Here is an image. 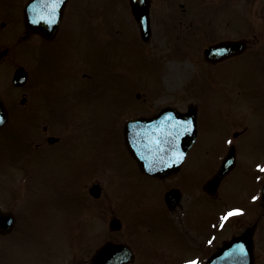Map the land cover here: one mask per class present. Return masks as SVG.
I'll return each instance as SVG.
<instances>
[{"label": "rangeland", "instance_id": "374dc122", "mask_svg": "<svg viewBox=\"0 0 264 264\" xmlns=\"http://www.w3.org/2000/svg\"><path fill=\"white\" fill-rule=\"evenodd\" d=\"M26 1L12 0V9L7 12V2L11 3L0 0V22L5 21V25L0 27V48L9 50L0 61V98L9 111L4 134L7 135V173L13 175H7V183L13 181L19 167L28 168L25 173L36 188L33 197L22 198V194L32 185L27 181L20 182L18 177L15 180L18 186L11 190L18 192V200L23 199L27 204L32 200L37 206L38 209L31 212L36 216V221L30 223L29 215L24 224L21 222L29 234L31 231L37 233L34 239L22 243L20 234L0 235V264L32 263L29 257L37 251L35 248H39L41 253L52 246V238L48 234L57 236L52 243V252L56 249L61 257L62 249L69 247L74 248L75 257H79L78 251L83 246L93 249L108 237L124 240L121 237H126L125 234L132 230L135 222L142 226L139 230H147L148 218L156 214L154 205L173 215L163 201L159 203L162 191L158 186L151 180L139 177L132 168L122 143L124 118L126 120L143 112L141 116H145V112H156L165 104L185 111L192 103L199 110L197 127L202 135L191 150L186 168L170 181L157 182L160 186L173 184L180 187V207L187 210V221L195 218L187 207L190 206L196 213L198 194L202 192L193 191L198 185L189 189L185 183L179 185L177 181L185 178L186 173L193 177L210 174V167L214 163L208 159L220 149L219 143L226 132H235L240 136L243 128H246L245 135L242 134L244 138H239L242 155L239 153L237 156V165L241 163V170L247 168V164L264 161V108L254 106V102L259 101L257 95L249 99L252 91L249 79L258 70H264L261 69L264 65V48L258 47L257 51L256 47H251L246 52L244 56L256 55V61L252 64L244 63L245 59L242 60L241 56L218 67L221 63L208 65L202 57L204 45H201L205 41L227 39L228 31L237 32L246 26V17L233 10L229 3L197 0L198 4L192 0H179L187 4L185 11L172 6L176 16L181 17V12L187 13L189 5L196 4L206 6L209 14H204L198 26L192 27L194 29H187L190 23L182 21L181 17L182 26L176 30L173 21H169L167 28L163 29L166 19L172 18L167 17L170 7L165 4L166 0H151V37L143 43L139 39L136 22L128 14L126 0H81L79 4L75 0L72 7L82 6L79 15L72 14L71 10L65 13L61 34L53 42L41 43L36 36L27 41L20 40L24 28L18 10ZM81 14L84 19L80 17ZM84 20L87 24L81 27ZM18 67L28 72V80L22 88L17 89L11 85V78ZM23 92L26 93L27 102L21 106L19 100ZM137 93L140 94L139 98H136ZM42 125L48 126L46 136L52 135L64 141L56 146L63 149L53 147V150H40L41 146L36 144V140L42 137ZM33 127H36L35 133L30 129ZM2 141L4 137L0 135V149ZM196 155H199L197 159ZM11 156H16L14 165L9 163ZM80 164L84 168L81 174L82 166L78 168ZM119 169L133 177L142 189L122 185L123 176ZM86 172L89 176L93 172L87 186L98 184L101 196L98 200L91 199L83 187V208L78 207L71 178L75 177L76 181L81 182ZM34 179H38L39 183L33 182ZM244 181L253 187L252 173L246 172L243 179L237 174L229 189L219 190L218 210L224 204L241 200L239 191L241 194L245 189H239V185ZM146 188L157 190L145 193L143 189ZM0 195L3 208H7L10 197L7 195L5 200L6 194L1 190ZM204 203L203 211L199 212V209L197 212L199 218L202 216L198 219L201 222L212 213L210 206L216 204L206 200ZM137 208L140 212L134 213ZM72 210H75V218L80 217V226L75 218L69 217ZM257 212L256 207L251 209L247 221L252 220ZM122 214H127V217ZM113 217L125 221L122 224L123 234L109 231L108 223ZM140 217L145 219L138 222ZM243 223L244 218L238 220L234 228L229 224L223 234L229 236L233 229H240ZM80 230L87 231L81 239ZM69 231H74L71 238L63 242ZM16 232H19V224ZM163 235L168 238L165 239ZM154 237L159 239L147 242L148 246H165L168 252L174 254L185 250L169 224L156 227L147 240ZM262 251L263 247L260 246L256 253L261 256ZM9 254L12 258H8ZM56 258L53 256V259Z\"/></svg>", "mask_w": 264, "mask_h": 264}, {"label": "flooded vegetation", "instance_id": "af4514ba", "mask_svg": "<svg viewBox=\"0 0 264 264\" xmlns=\"http://www.w3.org/2000/svg\"><path fill=\"white\" fill-rule=\"evenodd\" d=\"M81 1V0H79ZM226 1L229 3L233 10L237 12H241L247 19V24L245 27H243V30L241 33H238V37L234 38L236 36V33L233 32V36L227 38V39H233V40H239L244 39L246 40V46L247 51L251 47H256L255 50H259L258 47L264 48V0H221V2ZM10 3H12V0H9ZM179 0H175L172 2V0H166L165 4L167 7H170V10L168 11L167 15L172 16L174 18L173 21V27L175 29H179V27L182 26V21H188L193 26L194 22H199L202 20V16L204 14H209L207 11L208 8L205 7H189V9L186 12H181V17L176 16L174 12L172 11V6H176L177 8H181L183 11L184 4H180ZM150 4V12L153 7V1L149 0ZM180 4V5H179ZM82 6H73L70 7L69 10L80 12ZM186 8V7H185ZM66 9V8H65ZM64 9V11H65ZM4 14H7L6 12H3ZM181 19V20H180ZM178 24H177V23ZM177 25V26H176ZM179 25V26H178ZM190 27L189 25L187 28ZM217 39V40H216ZM215 40V41H214ZM226 41V39H218L213 38L211 41H207L210 43L207 44H214L218 42ZM40 42L43 43V40L40 39ZM256 55H251L249 58H254ZM249 86L252 87L251 93H249V97L251 99L252 95H257L259 98V101L254 102L256 105L263 104L264 100V73L252 77L249 79ZM255 88V89H253ZM171 106V105H168ZM240 138H244L243 136H240ZM206 140V139H205ZM231 141V143H228ZM244 141V140H243ZM245 143V142H244ZM200 144V142H199ZM198 144V146H199ZM240 142L236 140L235 136L224 134V138L222 139L221 143H219L220 149L214 153L211 157H209L208 160H213V166L210 167V174H201L197 177H193L191 174H187L185 178L178 179L177 183L179 185H182L184 183H187L189 186V189L193 185H198V188L200 187L202 189L203 185L206 181H208L213 174L218 170L221 160H223L222 156L225 154L226 150L229 149L231 146L238 147L240 149ZM4 146V145H3ZM217 147V144H216ZM215 147V150H216ZM226 149V150H225ZM225 150V152H224ZM224 152V153H223ZM207 154L208 152L205 151ZM127 154V153H126ZM222 154V155H221ZM220 158V164L218 163L219 156ZM128 156V154H127ZM199 155H196L195 159L198 158ZM132 168L134 171L138 174V169L134 162L131 160V158L128 156ZM7 152H1L0 151V190L2 193L6 194L5 200H7V195L10 197V200L8 202L7 213H10L13 216L14 219V226L11 232L8 235H12L13 233H17L21 235V238L23 240L32 238L31 234L27 230L23 229V225H21V222L24 224L29 215H30V221L34 218V215L31 213L32 211L38 209L37 206L32 202L29 201L27 204L25 200H18V192L16 190H9L7 189ZM83 164H80L81 167ZM78 166V167H79ZM182 170V169H181ZM243 172H246V167L243 168ZM180 174V173H179ZM178 174V175H179ZM231 174V173H230ZM229 175H227L220 183L218 190L215 193V197H211L204 193L202 191V194H198V202H197V210L202 209L204 207V201L206 200L209 203H215L217 198L218 192L221 188L225 187L229 189V185L231 184V178H229ZM123 175V183L122 185L126 187H130L131 189L133 186H141V184L136 183V180L128 176L124 171H122ZM177 176V175H176ZM172 178V177H170ZM170 178L165 179L166 181H170ZM255 180L254 186H250L246 183L244 189V195L242 200L239 201V203H247V202H260V186L264 182V172H260L259 174H254L253 176ZM87 176L82 179L84 182L76 181L75 177L72 178V187H73V193H76V185L78 188L81 186L84 187V189H87V183L89 179H87ZM149 180V179H147ZM163 180L162 182H164ZM153 181V180H152ZM76 183V184H75ZM159 190L162 191V193L165 190H168L169 188L176 187V185L170 184V185H158ZM198 188L195 189L198 191ZM157 190V189H154ZM81 194H82V188H81ZM1 197V195H0ZM255 198V199H254ZM1 199V198H0ZM83 199V198H81ZM180 202V201H179ZM218 203V202H217ZM211 205L210 207L211 212L209 219H206L205 221L201 222L198 220V217L195 216L194 220H188L186 217L182 218V223L179 228H176L174 226V223H176V220H169L170 218L166 216L164 213L165 211L159 206H154L156 209V217L151 216L148 218L149 220V227H147V230H139L140 225H138L136 222L133 224V227H131L132 230L127 231L125 234L126 237H121L124 240H114L111 237H108L107 240H110L114 243H124L125 245L129 246L132 254H133V261L131 264H187L188 261H198V264H203L207 257L211 255L213 252L216 251V249L220 246L221 242L226 239L228 236L223 234L221 231H219V228H217L216 224H212L215 220V213L217 212L216 205ZM239 203L231 208L235 209ZM7 205V201H6ZM234 205V203H233ZM175 208V207H174ZM261 209V210H260ZM185 209L180 207L179 205L175 208L173 211V215H176V212L181 211L183 212ZM176 211V212H175ZM263 213V214H262ZM249 217V216H248ZM247 217V218H248ZM247 218H244V223L238 230H232L230 234L231 237L238 236L242 233V231L250 227L253 223L256 224V230L254 231V237H253V244H254V264H264V211L262 207L258 209V212L254 215L255 221L251 224L250 221H247ZM142 219H145V217H140L138 222H140ZM163 220V221H162ZM240 220L233 218L230 221V225H233V228L235 227V223ZM186 221V223H185ZM169 224L173 228V232L175 235L179 238L181 244L184 246V251L181 253L174 254L172 252H168V247L162 246H156V245H147V242L154 241L156 239H159V237L150 238V240H147V237L154 233V229L156 227L162 226V224ZM19 224V232H16L17 225ZM135 227V228H134ZM152 228L153 230H150ZM261 230V231H260ZM120 234H123L122 232H117ZM165 239L168 237L166 235H163ZM54 238V236H52ZM229 238V237H228ZM106 240V241H107ZM141 240V241H138ZM144 240V243L142 242ZM263 247V251L261 253V256H259L256 252L259 247ZM78 247V246H77ZM80 247V246H79ZM37 250L35 253H33L29 259L32 260V263H24V264H90L89 260L92 256V247L91 246H83L79 249L78 255L79 257H75V251L70 253L68 256H59V253L56 249L49 251V248H46L44 252H39V248H35ZM74 250V248H73ZM27 256V254H25ZM53 256L57 257L56 259H53ZM8 258H11V255H8ZM66 260V262H60L61 260ZM10 264V263H9Z\"/></svg>", "mask_w": 264, "mask_h": 264}, {"label": "water", "instance_id": "95a60500", "mask_svg": "<svg viewBox=\"0 0 264 264\" xmlns=\"http://www.w3.org/2000/svg\"><path fill=\"white\" fill-rule=\"evenodd\" d=\"M130 1L134 17L139 22L141 21L142 26H140V32L142 34V37L144 40H147L149 37V19L147 10L138 9L137 3L141 2L142 0ZM35 3L36 0H30L23 11V19L24 25L27 29V37L37 32L48 37L49 35H51V31L50 29H48L47 25L41 22L33 23L34 13L32 11V8ZM56 26L57 24L53 26V29H55ZM216 48L217 47H208L205 49V56L209 61H214L219 57V59H222L226 58L227 56L237 54L243 49V45L237 43H226L219 46L218 49ZM4 54H6V51L0 52V58ZM25 80L26 73L24 72V70H16L12 80L13 85L21 86L23 85ZM171 119H173L179 125L181 123L183 129L179 128V125H170L173 124ZM4 120L5 114L2 109V105L0 104V127L1 125H3L2 123H4ZM135 122H132L134 124L129 123L126 125L130 132L128 134L125 132V139L126 144L128 143V149L131 155L136 159L141 172L150 176L158 177H163L165 175L175 172L178 167L176 163L181 160V155H183V153L187 151L193 141V128L195 126L194 114L191 113V111H188L186 115H179L177 113H172V115H168L167 113H162L158 121L153 122L152 120H150L147 122ZM159 122L162 124H157ZM138 129L139 134L134 132ZM134 139L137 141V143H134V146H132ZM169 139L172 141V143L175 140L177 142V145H171L172 143L169 142ZM180 152L181 155L179 154ZM169 155H171V157H169ZM226 161L223 164L219 173L211 181V186L213 188L220 181V179L233 168L234 155L230 154ZM92 194L94 196H97L95 190H92ZM110 227L114 230H118L120 228L117 221H112ZM6 231L7 217L0 214V232L4 233ZM241 246L245 250L244 254ZM114 248L115 247L111 245H106L105 247H103L99 252H97L96 260H93L94 264H116L120 262L117 257L121 250ZM109 254L114 255L112 257H109ZM241 254L244 256V259L246 258L247 264H251L252 245L251 234L249 232L244 234L237 240L234 239L230 243H226L219 250V252L215 256H213L212 264H230V257L238 260L237 256ZM102 255L108 257L107 259L109 260V262H106L104 259L99 261ZM240 264H243V262L240 261Z\"/></svg>", "mask_w": 264, "mask_h": 264}, {"label": "snow or ice", "instance_id": "6c2138e0", "mask_svg": "<svg viewBox=\"0 0 264 264\" xmlns=\"http://www.w3.org/2000/svg\"><path fill=\"white\" fill-rule=\"evenodd\" d=\"M62 3L63 0H36V3L32 8L34 13L33 23L44 21L51 24L56 18L58 6ZM228 143H231V141ZM260 170L264 171V167H260ZM241 212L242 210L240 209L231 210L223 217V219L227 220L230 216L240 215ZM187 264H198V261H188Z\"/></svg>", "mask_w": 264, "mask_h": 264}]
</instances>
